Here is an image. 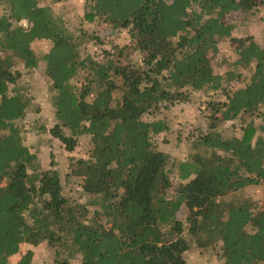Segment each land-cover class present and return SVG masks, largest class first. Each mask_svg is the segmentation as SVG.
Wrapping results in <instances>:
<instances>
[{
  "label": "trees",
  "instance_id": "1",
  "mask_svg": "<svg viewBox=\"0 0 264 264\" xmlns=\"http://www.w3.org/2000/svg\"><path fill=\"white\" fill-rule=\"evenodd\" d=\"M260 5L83 0V21L129 38L108 41L95 57L87 44L104 37L71 29L51 4L0 0V264L23 244L46 245L50 264H186L190 240L223 264H264V197L240 194L264 182V44L234 36L237 22L228 20ZM226 39L234 60L218 73L213 62ZM33 70L47 84L49 133L69 152L88 139L74 169L82 201L63 195L58 171L38 166L15 124L35 105L25 79ZM195 92L225 100L207 102L193 141L205 154L189 152L174 184L169 154L153 142L171 130L158 114ZM228 121L238 130L224 129ZM181 205L185 221L176 217ZM32 255L16 264H32Z\"/></svg>",
  "mask_w": 264,
  "mask_h": 264
},
{
  "label": "rangeland",
  "instance_id": "2",
  "mask_svg": "<svg viewBox=\"0 0 264 264\" xmlns=\"http://www.w3.org/2000/svg\"><path fill=\"white\" fill-rule=\"evenodd\" d=\"M42 3L51 4L54 11L62 15L71 29L78 28L82 25L93 31L95 35L104 37L106 43L98 44V46L92 42L87 44L89 51L95 54V57H98L102 51L109 49L110 44L108 41H113L119 45L127 44L129 41L125 31L115 33L104 25L83 21V0H67L60 3H51L50 0H42ZM250 11L244 14H232L228 18L230 21L237 22L233 30V35H250L258 43L264 44V6L260 5ZM21 24L26 26L25 21H22ZM34 45L36 48L37 44L34 43ZM45 49V46L39 47L40 51ZM135 57L138 58V55H135ZM232 60H234V56L230 50L228 40L221 41L219 43V52L213 62L214 70L218 73L225 72ZM25 79L30 86L29 90H31L35 105L23 118L15 121V124L21 131L23 142L35 153L36 162L40 168L53 167L58 171L63 195L67 197H78L82 201L85 197L78 194L79 186L76 180L77 177L74 176V169L77 159L88 156V139L86 136H81L77 140L74 150L72 152L66 151L63 144L48 131L54 119L53 111L48 101L49 92L44 77L40 71L33 70ZM240 85L241 83H234L232 87L235 88ZM210 100L224 101L225 95L223 92H209V94L195 92L187 100L176 102L167 109L161 108L162 110H159L160 113L158 116L165 117L168 120V127L171 130L165 136L162 133L154 136L153 142L157 149L169 154L170 177L174 184L178 182L175 176L178 170L177 165L181 161L189 160V152L197 151L205 154V150L193 147V141L198 134V130H200V126L206 124L207 102ZM256 123H261L260 119ZM42 125H44V128L40 127ZM222 127L228 132L238 130L236 128L237 126H234V121L225 122L222 124ZM172 190L173 188L168 190V197L172 195ZM240 194L248 196L255 201H261L264 197V182L259 185L246 186ZM89 211L92 214L94 208L89 207ZM186 216L187 209L184 205H181L176 212V217L185 221ZM189 242V249L184 255L186 264H223V260L218 257V254L213 248H201L192 242V240ZM27 250L33 252L32 264H50L52 262V254L46 245L39 244L35 246L23 244L20 247V252L10 257V263L16 264L20 256Z\"/></svg>",
  "mask_w": 264,
  "mask_h": 264
}]
</instances>
